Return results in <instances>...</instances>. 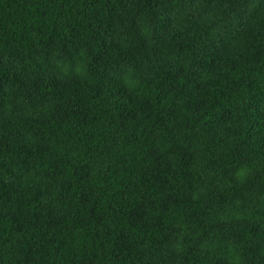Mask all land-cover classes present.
<instances>
[{"label": "trees", "instance_id": "1", "mask_svg": "<svg viewBox=\"0 0 264 264\" xmlns=\"http://www.w3.org/2000/svg\"><path fill=\"white\" fill-rule=\"evenodd\" d=\"M0 264H264V0H0Z\"/></svg>", "mask_w": 264, "mask_h": 264}]
</instances>
